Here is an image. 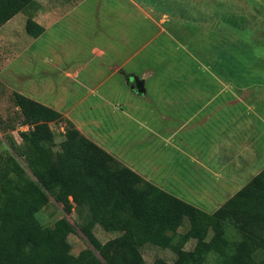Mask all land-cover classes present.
<instances>
[{
    "label": "crops",
    "instance_id": "obj_1",
    "mask_svg": "<svg viewBox=\"0 0 264 264\" xmlns=\"http://www.w3.org/2000/svg\"><path fill=\"white\" fill-rule=\"evenodd\" d=\"M85 1L33 0L31 17L44 27L34 38H41L54 26L52 21L66 17L69 10L80 8ZM236 1L227 0V5H222L221 0H92L94 16L84 13L67 18L71 29L80 34L69 33V40L61 41L51 52L43 50L47 44L35 43L33 36L21 31L16 36L10 29L13 32L7 38L0 35L8 57L0 82L11 93L20 92L62 116L68 112L59 109L77 106L124 109L129 96L120 94L124 98L119 102V93L112 90L119 85L130 95L149 100L148 106L139 103L141 106L135 105V109H156L165 103L187 111L189 116L183 122L193 124L182 128L186 132L178 140L185 153L192 147L190 157L185 159H191L194 165L185 184L212 193L222 181L231 179L226 171L249 164L253 172L264 163V0H244L242 7H237ZM76 19H84L85 24L74 27L79 22ZM101 33L103 39H98ZM158 35H167L170 44H156ZM80 38L86 41L83 47L76 45ZM20 55L23 61L13 65ZM140 57H158L160 61L146 66ZM158 67H165L164 72ZM96 68H103V74L96 73ZM148 80L149 92L145 89ZM69 82L83 86L84 94L75 102L67 98ZM154 92L159 97L156 101ZM220 124L223 126L219 129ZM201 130L205 141L188 134ZM150 131L154 135L158 132ZM165 139L169 145L170 136ZM203 169L215 178L201 176ZM194 205L206 210L205 206Z\"/></svg>",
    "mask_w": 264,
    "mask_h": 264
},
{
    "label": "trees",
    "instance_id": "obj_2",
    "mask_svg": "<svg viewBox=\"0 0 264 264\" xmlns=\"http://www.w3.org/2000/svg\"><path fill=\"white\" fill-rule=\"evenodd\" d=\"M32 1L0 0V27ZM25 30L36 37L44 27L27 18ZM11 100L20 140L12 134L18 125L0 114V264H264V167L207 212L145 179L68 120L56 142L48 123L63 120L59 111L17 91ZM69 196L87 242L77 254L68 241L76 228L65 215L51 225L37 218L50 198L69 214ZM184 219L188 228L173 242ZM96 226L117 236L102 243ZM145 243L170 248L174 260L146 262Z\"/></svg>",
    "mask_w": 264,
    "mask_h": 264
},
{
    "label": "rangeland",
    "instance_id": "obj_3",
    "mask_svg": "<svg viewBox=\"0 0 264 264\" xmlns=\"http://www.w3.org/2000/svg\"><path fill=\"white\" fill-rule=\"evenodd\" d=\"M221 3L222 5H227V0H221ZM244 4V0L236 1L237 7H242ZM29 5L24 10L14 15L10 22H5L6 24L0 28V35L7 38L13 32L10 29H14L16 31V36L18 35V31H21L25 36H29L25 30L26 19L32 18V13L30 12L33 5ZM162 5H165V3H162ZM167 5L170 7L169 4ZM72 11L73 9L69 10L70 14L66 17L62 16L59 19L52 21V25L54 24V26H52V28L50 27L48 31L41 35V38L32 37L34 42L39 43L40 45L47 44V46H42L43 50L47 52H51L52 48L55 45L58 46L57 44L61 41L67 42L71 36L69 33H72L74 36L76 33H78L76 30L71 29L72 27L69 23L70 21L67 18L77 17L80 14L83 15L84 13L88 15L91 13L94 16V6L92 0H86L80 6V8L75 9L73 12ZM61 20H65L66 22H61ZM100 20L101 19L98 18V21ZM84 24L85 20L81 19L77 24H73V26H83ZM142 24L144 25L143 22ZM140 26L142 28L141 24ZM103 36L104 33L99 34L98 39H103ZM54 41L56 44L53 43ZM158 42L167 45L170 44L167 35H158V37L155 38V43L157 44ZM85 43L86 41L83 38L77 39L76 41V45L81 44L82 47ZM149 46V48H152V43ZM149 50L150 49L147 51L150 52ZM73 51L77 53L75 45L73 46ZM31 52L33 51L26 50V53ZM144 54L146 55V53ZM7 58L8 57L3 46V38H0V72L2 74L4 63H6ZM140 58L143 65L145 64L146 66H149V64H152L154 61H160L158 57H152L150 59L145 58V60L142 57ZM23 59L24 57L20 55L13 65L18 62H22ZM11 69L14 68L12 67ZM158 69L164 72L165 67H158ZM98 70L99 72L96 73L101 72V74H103V68ZM23 79L24 78H22L21 81ZM152 79L153 78H150L151 81ZM155 80H158V78L154 77V81ZM69 85L70 91L68 92L67 98L69 99V102H75V100L79 99L84 94L82 89L83 86L78 85L76 82H69ZM148 85L149 80L145 85V89H148L149 92V88H147ZM76 86L78 88H76ZM112 90L114 93H119V102H121L124 98H121L120 94L129 96L124 102V109H82L81 106H77L74 109H59L63 113L68 112V114L62 116V121L57 123L52 122L53 124L48 123L55 141L57 142L61 140L62 135L60 136V133L65 132L66 121L68 120L72 122L73 125L75 124L78 128H80L82 132L84 131L90 139L103 146L108 150V152L113 154L120 161L130 166L135 171H138L150 182L192 204L205 206V211L207 212H212L213 210L208 209H214L221 205L226 199L239 190L251 177H253L264 167L263 163L261 167H258L253 172H251L249 164H244L240 170L226 171L229 175H231V177H229L231 179L227 180L228 183L222 181L218 190H215L212 193L208 192L209 194H205L201 190H193L189 183L185 184V180L188 181L189 172H191V175L193 172L192 166L194 165V162L191 159H185V157H190V151L192 147L190 146V148H186L187 153H185L184 148L178 140L181 133L186 132V129L182 128H188L193 124L192 121L183 122L185 121L184 119L189 116V113L181 108H176L170 105L172 107L171 108L165 103H163V105L157 103L158 105L156 109H135V105L141 106L140 104H143L148 106L149 100L146 101L142 97L130 95L126 88H121L120 85L118 86V89L114 88ZM10 93V88L5 89L3 84L0 82V114L1 117L7 121L9 126L13 124L18 125V127L16 126V129L12 131V134L16 140L19 141L20 138L17 131L19 129V121L21 117L19 110L12 103ZM64 96H66V94ZM153 98L155 101V98H159L156 96V92H154ZM58 99H60V97ZM139 100L140 102H138ZM87 101L89 100L87 99ZM151 112L155 113L151 114ZM218 126L220 129L223 125L220 124ZM154 129L158 131L156 135L150 131ZM203 131L206 130L204 129ZM203 131L190 132L188 134L205 141L207 137ZM213 134V136H215L217 131H215ZM1 135L2 131L0 130V138L2 137ZM168 135L170 136L169 145L165 139ZM177 147L179 150H177ZM175 164L176 168L174 169L173 166ZM236 164L239 165L240 161H238ZM200 174L203 177L210 176L215 178L204 169ZM184 176H187L186 179ZM68 199L72 206L71 212L69 214H64L62 212L61 203H56L52 198H50V201L47 203V205L37 214V218L42 224L51 225L55 220L60 218L62 215H65L76 228V231L69 235L68 241L71 244L72 253L77 254L81 249L87 246V242L75 223L77 217L75 209L76 204L73 202L71 196H69ZM187 228L188 222L187 219H184L182 224L177 229V235L173 242H175L178 238V235L184 233ZM94 232L100 241H102V243H106L110 239H113L117 236V233L106 232L99 226L95 227ZM193 241L194 240L188 241L185 244V248L187 249L193 246ZM141 253L146 262H152L158 258L166 261H173L175 258V254L170 248H163L154 243H145L141 247ZM96 255L103 262H105L99 251H96Z\"/></svg>",
    "mask_w": 264,
    "mask_h": 264
}]
</instances>
